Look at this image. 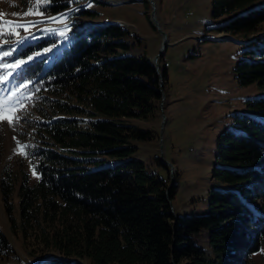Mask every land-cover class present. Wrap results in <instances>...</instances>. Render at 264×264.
<instances>
[{"label": "trees", "instance_id": "obj_1", "mask_svg": "<svg viewBox=\"0 0 264 264\" xmlns=\"http://www.w3.org/2000/svg\"><path fill=\"white\" fill-rule=\"evenodd\" d=\"M67 5L50 0L40 9L56 13ZM212 15L226 17L217 32L248 38L264 30V0H212ZM72 33L48 68L41 60L25 66L27 75L40 74L55 111L36 126L39 144L30 161L38 177L30 183L25 170L20 174L18 218L15 182L7 172L0 179L10 229L27 254L38 264H259L252 254L264 238V96L247 102L254 114L234 115L233 128L216 137L209 210L174 217L169 200L178 184L175 178L167 188L169 166L157 155L151 161L135 155L133 141L155 134L125 120L153 116L167 81L164 63L158 59L160 87L151 59L132 52L141 37L118 22ZM246 45L236 79L264 90V32ZM9 252L0 230V258Z\"/></svg>", "mask_w": 264, "mask_h": 264}, {"label": "rangeland", "instance_id": "obj_2", "mask_svg": "<svg viewBox=\"0 0 264 264\" xmlns=\"http://www.w3.org/2000/svg\"><path fill=\"white\" fill-rule=\"evenodd\" d=\"M152 1L68 0L65 9L53 13L40 9V5L50 2L43 0L35 9L38 14L24 15L37 0H0V20L25 24L28 29L17 28L18 35L0 37V63H14L16 59L27 60L33 56L28 63L36 60L38 65L41 60L44 70L59 57L62 48L73 41L74 29L107 21L118 22L139 35L143 45L133 48L132 52L144 53L152 59L160 48L161 31H164L167 44L159 57L167 74L166 85L162 86L164 96L150 119L125 120L149 128L155 134L150 141H133L138 147L136 156L151 161L154 155H160L161 149L164 157L172 163L169 177L176 178L178 184L171 201L173 214H204L209 210L207 192L214 185L210 171L214 164L217 135L233 128L234 115L254 114L247 102L264 96V90L256 83L239 84L235 71L236 64L247 59L242 53L247 46L246 40L264 30L248 38H243L240 33L217 32L215 26L226 17L212 15V0ZM151 12L158 20L159 29L151 19ZM40 43L43 44L39 46ZM28 47L27 53H19ZM14 48L16 53L3 57L4 52H11ZM25 66L21 76L0 84V101L6 108L0 113V179L7 172L8 180L15 182L12 201L16 218L20 174L25 170L30 183L38 177L30 161V154L39 144L36 126L40 121L53 119L55 111V102L45 92L44 80L36 79L39 73L27 75ZM6 71L9 70L0 69V73ZM160 77L162 79L161 73ZM22 83L27 87L17 91ZM15 115L21 117L18 122ZM9 119L13 121L11 124L7 122ZM260 202L264 206V196ZM0 230L13 246V252L0 258V264L39 263L40 258L27 254L20 236L11 231L1 193ZM252 259L264 264V238Z\"/></svg>", "mask_w": 264, "mask_h": 264}, {"label": "snow or ice", "instance_id": "obj_3", "mask_svg": "<svg viewBox=\"0 0 264 264\" xmlns=\"http://www.w3.org/2000/svg\"><path fill=\"white\" fill-rule=\"evenodd\" d=\"M43 0H37L36 4L32 9H29L27 13H24V15H32V14H38L35 12V9L39 7L40 3H42ZM15 15V14H14ZM55 19V18H52ZM17 28H24L25 31H27V26L25 24H16L12 21L7 20H0V37L8 36V35H18V33L15 31ZM61 35H64V33H61ZM16 49L14 48L11 52H4L3 57H8L16 53ZM45 51H48L47 49ZM33 56H29L27 60L24 59H16L14 63H0V69H6L9 71L0 73V84L6 83L10 81V79H14L17 76H21L25 65L28 64L29 61L33 60ZM30 83V81H29ZM27 87V84H20L17 87V91L19 88ZM13 95L15 93L13 92ZM8 99H11V96L8 97ZM6 110L5 103L3 101H0V113H3ZM15 121L18 122L21 117L20 115H15L14 117ZM9 124H11L13 121L9 119L7 121ZM35 174V173H34Z\"/></svg>", "mask_w": 264, "mask_h": 264}, {"label": "water", "instance_id": "obj_4", "mask_svg": "<svg viewBox=\"0 0 264 264\" xmlns=\"http://www.w3.org/2000/svg\"><path fill=\"white\" fill-rule=\"evenodd\" d=\"M150 1L153 2L152 0H150ZM151 19H152L154 25L159 29L158 20L156 19L155 15H154V12H151ZM161 34H162V41H161V44H160V48H159V50L157 51V53L153 56V58L151 59L152 63H153L154 66H155L156 72H157V74H158V76H159V86H160V87H161V85H162V80H163V79H161V77H160V73H159V70H158V68H159V64H158L157 61H158V58H159L160 56H162V54H163V52H164V49H165V47H166V44H167V36H166L165 32H164V31H161ZM160 89H161V88H160ZM161 93H162V97H163V96H164V93H163L162 89H161ZM161 99H162V98H161ZM162 115H163V119H162V123H163V122H164V114L162 113ZM161 129H162V127H161ZM160 135H161V134H160ZM161 146H162V144H160V147H161ZM159 158H160V160H161L163 163L167 164V165L170 166V168H171L172 163L164 157L163 152H162L161 149H160V155H159ZM173 181H174V178H173V176H171V177H170V183H169V185H168L167 188H169V187L173 184ZM169 203H170V208H171L172 205H171V201H170V200H169ZM171 213L173 214L172 209H171ZM173 215H174V217H176L175 214H173Z\"/></svg>", "mask_w": 264, "mask_h": 264}]
</instances>
